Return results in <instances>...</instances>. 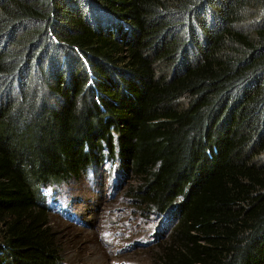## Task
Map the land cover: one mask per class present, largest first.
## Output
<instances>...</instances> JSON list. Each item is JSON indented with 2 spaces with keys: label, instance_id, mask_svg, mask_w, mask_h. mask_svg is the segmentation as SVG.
<instances>
[{
  "label": "trees",
  "instance_id": "1",
  "mask_svg": "<svg viewBox=\"0 0 264 264\" xmlns=\"http://www.w3.org/2000/svg\"><path fill=\"white\" fill-rule=\"evenodd\" d=\"M108 160L150 264H264V0H0V264H61L43 196Z\"/></svg>",
  "mask_w": 264,
  "mask_h": 264
},
{
  "label": "rangeland",
  "instance_id": "2",
  "mask_svg": "<svg viewBox=\"0 0 264 264\" xmlns=\"http://www.w3.org/2000/svg\"><path fill=\"white\" fill-rule=\"evenodd\" d=\"M47 99L55 104L58 97ZM137 183L133 173L108 160L47 188L42 201L60 240L61 264L151 263L175 221L169 213L141 210L128 191Z\"/></svg>",
  "mask_w": 264,
  "mask_h": 264
}]
</instances>
